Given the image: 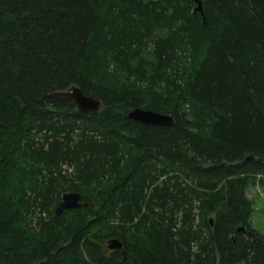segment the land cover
Wrapping results in <instances>:
<instances>
[{
  "label": "trees",
  "instance_id": "16d2710c",
  "mask_svg": "<svg viewBox=\"0 0 264 264\" xmlns=\"http://www.w3.org/2000/svg\"><path fill=\"white\" fill-rule=\"evenodd\" d=\"M194 9L0 0V264H264V0ZM67 192L86 207L56 216Z\"/></svg>",
  "mask_w": 264,
  "mask_h": 264
},
{
  "label": "water",
  "instance_id": "95a60500",
  "mask_svg": "<svg viewBox=\"0 0 264 264\" xmlns=\"http://www.w3.org/2000/svg\"><path fill=\"white\" fill-rule=\"evenodd\" d=\"M195 4L194 11L202 13V0H192ZM53 96L70 99L78 112L97 114L102 109L100 100L86 96L82 93L79 87L75 85L69 86L66 90L53 93ZM127 119L135 120L146 126H170L173 124V119L168 114L154 112L152 110H144L135 108L128 112ZM82 195L77 192H67L62 194L61 199L55 204L53 210L56 216L61 215L66 210L86 207V203L82 202ZM244 227L237 229L240 232ZM248 232V231H246ZM250 235V233H248ZM108 250L122 249V242L118 239H110L105 243Z\"/></svg>",
  "mask_w": 264,
  "mask_h": 264
},
{
  "label": "rangeland",
  "instance_id": "374dc122",
  "mask_svg": "<svg viewBox=\"0 0 264 264\" xmlns=\"http://www.w3.org/2000/svg\"><path fill=\"white\" fill-rule=\"evenodd\" d=\"M246 196L253 202L251 228L264 235V186H249L245 191Z\"/></svg>",
  "mask_w": 264,
  "mask_h": 264
},
{
  "label": "bare ground",
  "instance_id": "6f19581e",
  "mask_svg": "<svg viewBox=\"0 0 264 264\" xmlns=\"http://www.w3.org/2000/svg\"><path fill=\"white\" fill-rule=\"evenodd\" d=\"M70 100V99H69ZM95 209V208H94ZM130 226V225H129Z\"/></svg>",
  "mask_w": 264,
  "mask_h": 264
}]
</instances>
